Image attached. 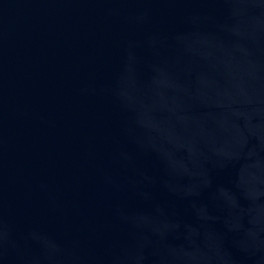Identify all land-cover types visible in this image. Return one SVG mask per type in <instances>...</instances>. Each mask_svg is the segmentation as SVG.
Segmentation results:
<instances>
[{
    "label": "water",
    "instance_id": "95a60500",
    "mask_svg": "<svg viewBox=\"0 0 264 264\" xmlns=\"http://www.w3.org/2000/svg\"><path fill=\"white\" fill-rule=\"evenodd\" d=\"M0 264H264V0H0Z\"/></svg>",
    "mask_w": 264,
    "mask_h": 264
}]
</instances>
